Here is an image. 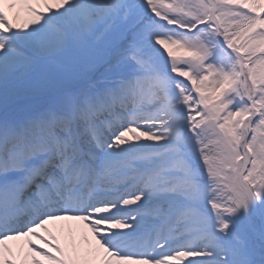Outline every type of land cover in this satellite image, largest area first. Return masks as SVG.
I'll use <instances>...</instances> for the list:
<instances>
[{"label": "snow or ice", "instance_id": "snow-or-ice-1", "mask_svg": "<svg viewBox=\"0 0 264 264\" xmlns=\"http://www.w3.org/2000/svg\"><path fill=\"white\" fill-rule=\"evenodd\" d=\"M66 220L96 246L29 239ZM24 240L264 264V0H0V264Z\"/></svg>", "mask_w": 264, "mask_h": 264}, {"label": "bare ground", "instance_id": "bare-ground-1", "mask_svg": "<svg viewBox=\"0 0 264 264\" xmlns=\"http://www.w3.org/2000/svg\"><path fill=\"white\" fill-rule=\"evenodd\" d=\"M62 223L64 227L59 226V228L56 229V231L51 236H49V240H51L53 244H59L60 247L65 250V252L64 253L57 252L55 248L54 249L49 248V252H52L54 255L57 256H63L65 254L71 256L74 254L73 250L75 248H86L89 246L84 242L85 236L91 239L93 247L96 246L95 238L92 237L90 230L86 227V225L83 222L68 220L67 222L63 221ZM19 248L21 249V244H18L16 248H13V251L16 253L21 252L20 260H24L22 259V255L25 254L26 250L23 247L22 251H20ZM10 258H14V257L12 256ZM41 258L45 260L43 261V264H54V262L48 260L46 257H42L39 255H37L34 259L40 260ZM27 264H29V262H27Z\"/></svg>", "mask_w": 264, "mask_h": 264}]
</instances>
